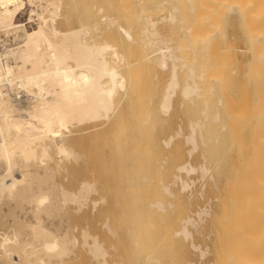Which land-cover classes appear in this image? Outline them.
Returning a JSON list of instances; mask_svg holds the SVG:
<instances>
[{
    "label": "bare ground",
    "instance_id": "1",
    "mask_svg": "<svg viewBox=\"0 0 264 264\" xmlns=\"http://www.w3.org/2000/svg\"><path fill=\"white\" fill-rule=\"evenodd\" d=\"M77 4L86 16L74 9ZM72 8L74 19L87 18L73 24ZM26 9L28 25L37 24L30 29L19 21ZM232 24L247 43L248 62L238 59L227 35ZM0 31L12 33L17 45L0 52V263L67 264L87 255L102 264L108 250L100 227L112 237L125 228L131 238L123 229L121 235L134 245H144V232L150 231L157 249L179 235L189 241L188 225L195 220L191 212L182 214L189 183L181 173L198 169L207 176L215 168L225 175L212 250L217 264H264V0H0ZM165 69L169 80L159 92ZM178 91L196 105L195 120L191 113L187 117L189 104L184 112L191 122L190 153L200 148L206 158L198 168L184 160L177 142L170 148L175 135L154 134ZM159 111L165 114L157 119ZM149 165L158 179L173 177L157 185L165 197L175 195L173 184L184 190L178 205L165 203L163 195L148 200L152 211L175 216L157 230L161 243L151 217L141 227L133 218L149 198ZM184 246L177 248L181 254ZM133 247L145 258V245Z\"/></svg>",
    "mask_w": 264,
    "mask_h": 264
},
{
    "label": "rangeland",
    "instance_id": "2",
    "mask_svg": "<svg viewBox=\"0 0 264 264\" xmlns=\"http://www.w3.org/2000/svg\"><path fill=\"white\" fill-rule=\"evenodd\" d=\"M92 1H94V0H91V2ZM104 2V1H103ZM93 4V3H92ZM92 4H90L89 6H93ZM104 6H106L107 4L106 3H104L103 4ZM81 6V5H80ZM88 6V7H89ZM74 7V6H73ZM77 7H78V10H77ZM106 7H109V5H107ZM76 8V10L77 11H81V12H79L80 14L82 13V12H84L83 10H80V9H84L83 7H79V4H77L76 5V7H74V9ZM28 9H29V7H28ZM28 9H26L21 15H20V18H19V21H20V23H26L27 24V27L30 29V28H32V27H34V26H37V24H36V22H34V23H31V25H28V24H30V23H28V17H29V10ZM91 10L93 9L92 7L90 8ZM91 10H90V12H91ZM71 11H73V8L71 9ZM70 11V12H71ZM77 11L76 12H71V14H72V16H71V18H77ZM26 12V13H25ZM95 12V11H94ZM73 13L76 15H73ZM78 13V14H79ZM27 14H28V16H27ZM83 14V13H82ZM85 14V13H84ZM82 15V16H86V15ZM92 14H94L93 13V11H92ZM91 14V15H92ZM115 14V13H114ZM81 16V15H80ZM82 16L81 17H79V15H78V20L77 19H74L75 20V23L73 22L74 20L72 19V22H73V24H75V25H78L79 23L78 22H80L81 21V19L82 20H85V18H87V17H83L82 18ZM98 16V14H96V17ZM89 17V16H88ZM93 19H94V17H92ZM76 20H77V23H76ZM33 25V26H32ZM227 29L228 30H226V32H227V35L229 36V37H232L233 39H234V41H235V44H236V46H237V48H238V59L240 60V61H243V62H248L250 59H251V54H250V52L248 51V46H247V43H246V41L244 40V37H242V34H241V32H240V30L238 29V27H237V25L236 24H232V25H229L228 27H227ZM109 31V30H108ZM229 31V32H228ZM110 32V31H109ZM222 32H223V34H224V27H223V30H222ZM233 32V33H232ZM106 33H108L107 31H106ZM105 33V34H106ZM229 33V34H228ZM224 36V35H223ZM222 36V37H223ZM234 36H235V38H234ZM223 42H224V37H223ZM242 40V41H241ZM244 40V41H243ZM8 41V42H7ZM5 44H4V43ZM244 43H246V44H244ZM14 45L15 46H17L16 45V42L14 41V38H13V34L11 33V34H9V35H7V34H5L3 31H0V52H3L4 50H5V47H14ZM168 69H165L164 71H165V73H164V71H163V77H161V78H159L160 80L159 81H161V83H162V85H160L159 84V81H158V83L155 81V83H157V84H159L160 86H158V87H161L162 86V89L160 88H158V87H156L157 86V84H156V90L157 91H163L164 90V88L163 87H165V85H166V83L165 82H167L168 80H169V74H170V70H168ZM165 75H167V78H166V76ZM162 76V75H161ZM165 76V77H164ZM184 76H180V79L182 78V80H184L185 78H183ZM163 78H166V79H164L165 81H162L163 80ZM181 80V81H182ZM183 82V81H182ZM155 83H153L154 85H155ZM164 83V84H163ZM153 88V87H152ZM152 90H154V88L152 89ZM156 90H154V92L156 91ZM156 91V92H157ZM153 91H152V98H153V101L155 100V103H156V101L158 100L157 98H156V94L155 95H153V93H154ZM159 92H158V94H159ZM153 96H155V99H154V97ZM158 96V95H157ZM175 96H178V98L177 97H175ZM174 97H175V100L177 101V104H176V106L175 107H178V108H175L174 110L172 109L173 107H174V105H175V103H176V101L175 102H173V105H172V107H171V109H170V111L168 112L169 113V115L167 116V113L165 114L164 112H160V113H158V115H156L157 116V119H158V116L159 115H161V116H163L164 117V114H165V119H162L161 121L164 123H162V122H159L160 121V119L161 118H163V117H159V120H157L158 122H159V128H157V121H156V124L154 123V131H155V129H156V133H154L155 135H156V137L158 136L159 137V139H163V138H168L169 136H170V134L171 135H175V139H173V141H172V143H174V144H171V146H170V148L173 146V145H175L176 144V142H177V144L181 147L182 146V150L184 151V153H186V154H184V160L186 159V160H188V161H190L194 166H197V168L200 166V165H202V163H206V158H205V156H203V155H201L202 153H201V149L199 148V149H197V151L195 150V151H193L194 152V154H193V152L192 153H190V149H191V145L192 144H190L188 141L186 142V138H187V135H189V133L191 132V127H189V125H190V119H188L189 117H190V113H191V116L192 117H194V120L197 118L196 116L197 115H195V114H197L196 113V105H195V103L193 104V103H191L190 101H189V103L187 102H185L184 100H183V96H181V94H180V92L178 91V93H176L175 95H174ZM173 97V98H174ZM157 99V100H156ZM182 101H184V103L182 102ZM188 101V100H187ZM152 102V101H151ZM158 103L159 102H157V105H158ZM154 104V103H153ZM181 104H182V106H181ZM185 104H189V106L188 105H185ZM151 105H152V103H151ZM157 105H153L154 107L155 106H157ZM185 105V106H184ZM152 106V107H153ZM184 106V107H183ZM186 106H188V108L189 107H191V108H189L188 110H185L186 108ZM190 109H192V111L190 110ZM171 110H173V111H171ZM184 110L185 111H188L187 113L189 114V115H187V119H186V112H184ZM195 110V113H193V111ZM191 111V112H190ZM158 112V111H157ZM156 112V113H157ZM171 112V113H170ZM174 112H175V114H174ZM192 113H193V115H192ZM163 114V115H162ZM171 115H173V117H171ZM185 119H184V118ZM191 117V119L193 120V118ZM171 120V121H170ZM185 120V121H184ZM189 120V121H188ZM168 121L170 122V123H168ZM186 121H188V122H186ZM190 122V123H189ZM160 123L162 124V125H164L163 126V128H164V130L161 128V125H160ZM187 123V124H186ZM157 125V126H156ZM166 125V126H165ZM168 125L170 126V127H168ZM153 126V125H152ZM156 126V127H155ZM165 127L167 128L168 127V129H169V131L171 130V132H168V131H165ZM171 128V129H170ZM167 129V130H168ZM161 130V131H160ZM163 131V133L161 134L160 132H162ZM164 131H165V133H164ZM158 132H159V134H158ZM168 132V133H167ZM158 134V135H157ZM177 134L179 135V137L177 136ZM160 135V136H159ZM186 136V137H185ZM181 139V140H179V139ZM182 144H181V143ZM186 143V144H185ZM181 144V145H180ZM170 148H167L168 150L170 149ZM170 154H171V152H169ZM198 153V154H197ZM169 154V155H170ZM172 155V154H171ZM189 155H191V156H189ZM197 157V158H196ZM205 160V161H204ZM162 162V163H161ZM160 164L165 168V167H167L168 165H167V162H163V161H160ZM150 166V165H149ZM150 167H152V166H150ZM150 167H147V169H149ZM210 167V166H209ZM153 169H149V170H147V171H150L151 170V172H147V175H149V174H152V175H150V176H148V177H151L152 176V180H148V177H146V181L144 180V182L145 183H147V181H149L150 183H151V187L153 188H151L150 187V184H149V182H148V184H149V187L148 186H146L145 185V183L143 182V184L145 185V190H144V194H145V192H146V194H145V197L147 198V197H149V198H145L146 200H144V206H142V205H140V208H137V212L139 213V212H141L140 214L141 215H134V214H132L131 215V217L133 216V218H135V216H136V218L138 217V219H140V221H139V223H141V224H138V225H140L139 227H141V226H143V224H144V222L143 221H147L148 220V217H151L150 219H151V221L152 222H154L155 224L153 225V226H155V229H156V231L159 229V227H162V224H163V226L164 225H167V224H169L170 223V221H172V220H174V217H170L171 216V214L172 213H169V212H167L168 214H164L165 216H166V218H167V221H166V219H163V216L164 215H162L161 214V212L159 211L158 212V209H153V211L151 210V208H154L153 206L151 207V205L150 206H148V200H153V198H152V196L154 197V200L153 201H155V200H160V199H162L163 200V196L165 195V191H164V193H163V189H161L162 187L160 186V189H161V191H160V189H158L159 188V186L157 187V185H161V184H163V185H167L168 183H170L171 181H172V179H173V177L172 178H170V177H168L167 179L165 178V180H171L170 182L169 181H165L164 179H158V175L156 174V173H154V172H156V170L157 169H154V168H156L154 165H153V167H152ZM211 168V167H210ZM213 169V170H212ZM212 169H210V171H208L206 174H207V176L204 174H201L202 172L200 171V170H195V171H192L191 173H189V174H187L186 172H183V173H181L182 175H183V178L186 180V181H188V183H189V188H187L185 191H186V193L184 194V190H182L181 189V185L179 186V184H173V185H171V189H172V191L175 193V195L172 197L171 195H169V194H167L168 196H170V197H168V196H166V197H168V198H166L165 196V199H167L166 201L164 200V202L165 203H170V202H172V203H176L177 205H178V199L180 200L182 197H184L182 194H184L185 195V197H184V199L182 200V202H181V205H182V214L184 213V216L185 217H188V216H190L189 214H190V212H191V215H192V218L194 217V220L196 221L197 219V222H195L194 221V224H189L188 225V228H189V230H190V232H191V235L192 236H189V237H191V240L189 239V241H187V240H185V239H187V238H185L183 235L181 236V235H179V237L178 238H185L184 240L183 239H181V241H180V239L179 240H173V239H175V238H177V237H175V238H173V239H170V241H169V243L167 242V244H165V243H161V242H159L158 240V237H159V231H157L156 233L153 231V229L152 228H150L149 230H152L153 231V234H156L157 235V238H156V240L159 242V243H161L160 245H159V243L157 242V244L159 245V246H161V247H163V245L165 246V247H163V248H160L159 246H158V249H157V247H156V243H154V241H155V237L153 236V234H151V236H153V240H152V237H149L150 235V231H149V233L148 234H146L145 232H144V234L148 237H144V241H143V243L142 244H144L145 245V248L143 247L144 245H141V242H142V240L140 241V242H137L136 243V245H134L135 243V241H134V239L133 240H131L130 239V241L132 242V241H134V242H132V244L130 243V242H128V244H127V240H129V238H131L130 236H128V233H127V231H126V229L124 228H121V229H123L124 231H126V234H124V235H127V236H125V238L127 239V237H129L127 240L124 238V236L123 235H121V234H123L124 233V231L123 230H121V229H119L118 230V233L120 234L119 235V237L117 236V237H112L111 235H109V232L107 231V229H105V228H103V227H100V229H99V234H100V240L101 241H103V243H104V246L106 247V249L108 250V255L106 256V260L102 263V264H114V263H118V264H175V262H174V258H175V261H176V264L178 263V264H217V262H216V255H215V248H216V246H217V244H215L216 243V232H217V227H218V223H217V219H218V216L220 215V212H221V202L224 200V198H225V196H224V194H225V192H224V187H225V175H220V173H219V170H217L216 171V169L215 168H212ZM154 172H153V171ZM211 170H212V172H211ZM196 171H198V172H196ZM177 172V171H176ZM196 172V173H195ZM215 172V173H214ZM153 174H156V175H154L153 176ZM216 176H215V175ZM211 175H212V177L214 176V179L211 177ZM198 176V177H197ZM206 176V177H205ZM203 177V178H202ZM205 177V178H204ZM215 177H216V179H215ZM201 178V179H200ZM151 179V178H150ZM158 180V182H157V180ZM189 179L191 180V182L189 181ZM204 179H206V180H204ZM210 179V180H209ZM213 179V180H212ZM163 180V181H162ZM160 181V182H159ZM165 181V182H164ZM219 181V182H218ZM157 182V183H156ZM162 182V183H161ZM153 183V184H152ZM167 183V184H166ZM208 183H209V185H208ZM224 183V184H223ZM147 184V185H148ZM191 184V185H190ZM174 185H175V187H174ZM178 185V186H177ZM177 186V187H176ZM205 187V188H204ZM147 188H150L151 190H149V189H147ZM174 188H176V189H174ZM218 188V189H217ZM157 190H159L158 191V195H156L157 194V191L155 192V191ZM181 190L183 191V192H181ZM148 191V192H147ZM181 193H180V192ZM151 192V193H150ZM154 192H155V194H154ZM160 193V194H159ZM180 193V194H179ZM181 196L182 195V197H180L179 195ZM191 194H192V196H191ZM154 195H156L157 196V198H156V196H154ZM161 195H163V196H161ZM159 196V197H158ZM160 196H161V198H160ZM175 196H176V198H175ZM177 196H179V197H177ZM209 197V198H208ZM151 198V199H150ZM156 198V199H155ZM173 198H174V200H173ZM178 198V199H177ZM169 199V200H168ZM170 199H171V201H170ZM177 200V202H176V200ZM187 199V200H186ZM209 199V200H208ZM185 200V201H184ZM189 200V201H188ZM211 200V201H210ZM152 201V202H153ZM187 201V202H186ZM147 202V204H145ZM186 202V203H185ZM151 203V202H150ZM184 203V204H183ZM193 204V206H188V205H192ZM177 205H175L174 207H170V208H172V210H174L173 212H174V214L173 215H176V209H177ZM186 205V206H185ZM186 208H184V207ZM143 207H144V209H143ZM187 207H188V211H186L185 212V210H187ZM190 207H192V208H190ZM147 208V209H146ZM157 208V207H156ZM173 208H175V209H173ZM190 208V209H189ZM204 208V209H203ZM219 208H220V210H219ZM149 209V210H148ZM142 210V211H141ZM144 210V211H143ZM169 210H171V209H169ZM172 210H171V212H172ZM146 211V212H145ZM198 211H200V212H203L202 214H201V216H199L198 215ZM207 211H209V212H207ZM144 212V213H143ZM148 212V213H147ZM153 212H156L155 214L153 213ZM142 213H143V216H142ZM147 213V214H146ZM154 214L153 216H155V217H153L152 216V214ZM189 213V214H188ZM215 213V214H214ZM148 214H150V215H148ZM169 214H170V216H169ZM209 214V215H208ZM107 215H109L108 213L107 214H104V216H107ZM110 215H112V213H110ZM160 216V215H162V216H160L162 219H163V221L161 222L160 220V217H157V216ZM172 215V216H173ZM188 215V216H187ZM217 215V216H216ZM103 216V217H104ZM139 216H141V217H139ZM164 216V217H165ZM183 216V215H182ZM183 216V217H184ZM142 217L144 218V219H142ZM170 217V218H169ZM191 217V216H190ZM196 217V218H195ZM146 218V219H145ZM152 218H153V220H152ZM211 218H212V220H211ZM168 219H170V220H168ZM172 219V220H171ZM210 219V220H209ZM143 220V221H142ZM164 220H165V222H164ZM201 220L203 221V222H201ZM158 221V222H157ZM199 221V222H198ZM162 223V224H161ZM158 224H160V225H158ZM179 227H181V224H180V222H177L176 223ZM175 224V226L177 227V225ZM180 224V225H179ZM212 224H213V226H212ZM217 224V225H216ZM206 225V226H205ZM152 226V227H153ZM157 226V227H156ZM214 226H215V228H214ZM179 227H177V228H179ZM154 229V230H155ZM106 230V231H105ZM160 230V229H159ZM215 230V231H214ZM120 231H123V233H121ZM148 231V230H147ZM108 232V233H107ZM158 233V234H157ZM144 234H143V236H144ZM129 235H131V234H129ZM123 236V239L124 240H122V239H119V238H121V237ZM181 236V237H180ZM177 238V239H178ZM111 239V240H110ZM153 241V244H151V240ZM196 239V240H195ZM120 240V241H119ZM172 240L174 241V242H172ZM149 241H151V242H149ZM180 241V242H179ZM182 241H184L185 242V250H186V246L189 248V250H188V248H187V251H185V250H183L184 248H182V253L183 254H181V252H180V250L181 249H179V251H178V247L179 248H181V247H183V245H184V242H183V244H182ZM186 241H187V243H186ZM146 244H145V243ZM188 242H190V244L193 242V243H195V245H197V244H199L198 245V247H200V248H192L191 247V245H189V243ZM131 245H133V246H136L137 248H140V247H142V249L144 248L146 251H143V252H145V253H143L142 252V254H146V256L148 255L147 253V251H149V253L151 252H154L155 253V251H157L158 252V250H161V249H163V250H161L160 251V253H161V255L159 254V252H158V255L157 254H155V256L157 255L158 256V259H159V261L162 259V261L163 262H159V261H155L154 262V259H157L155 256H154V253H152L153 255H151V257H150V254H149V256L146 258V256H145V258L144 257H142V256H139L138 257V255L141 253V248L139 249L140 250V253H139V250H138V253L136 252L137 250L136 249H134V247L133 246H130V244ZM134 243V244H133ZM139 243V244H138ZM175 243V244H174ZM180 243V244H179ZM140 245V247L138 246V245ZM149 244H151V246L149 245ZM172 244H174V246L172 245ZM177 244V245H176ZM212 244V245H211ZM215 244V248H214V245ZM116 245V246H115ZM152 245H153V247L155 246V250H154V248H152ZM169 245V246H168ZM179 245V246H178ZM180 245H182V246H180ZM118 246V247H117ZM147 246H148V248H147ZM172 246V247H171ZM176 246V247H175ZM190 246V247H189ZM213 246V247H212ZM133 249H132V248ZM150 247H151V249H152V251H151V249H150ZM167 247V248H166ZM170 247V248H169ZM175 247V249L172 251V250H170V249H172V248H174ZM110 248V249H109ZM213 248H214V252L212 251L213 250ZM133 250V252H132V250ZM169 249V250H168ZM177 249V250H176ZM196 249V250H195ZM122 250V251H121ZM136 250V251H135ZM154 250V251H153ZM205 251L206 253H204V255L203 254H200V253H203V251ZM165 251V252H164ZM166 251H168V252H172V253H177L176 255H178V254H180V256H181V258L180 259H176V256H173L172 257V253H170V257L171 258H173V259H171V258H169V255H167L166 256V254L168 253V252H166ZM176 251V252H175ZM200 251H202V252H200ZM129 252V253H128ZM134 252H136L137 253V255L135 256V254H133ZM147 252V253H146ZM156 252V253H157ZM164 252V253H163ZM185 252L187 253L186 255H185V257H184V254H185ZM189 252H191L190 254H189ZM130 253H132L133 255H132V257H131V255H128V254H130ZM163 254H165V256H163ZM169 254V253H168ZM174 255V254H173ZM183 255V256H182ZM191 255V256H190ZM203 255V256H202ZM215 255V256H214ZM153 256V257H152ZM159 256H160V258H159ZM162 256V257H161ZM87 255H84V256H82V259L80 258H78V259H76V260H74V261H72V262H68L67 264H94V262H92L91 260H90V258H88L87 259ZM135 257V258H134ZM136 257H138V258H136ZM155 257V258H154ZM150 258H152L153 259V261H149V259ZM183 258V259H182ZM187 258V259H186ZM135 259V260H134ZM147 259V260H146ZM157 259V260H158ZM165 259H166V261H165ZM169 259H170V261H169ZM184 259H186L185 261H184ZM172 260H173V262H172ZM179 260H181V261H179ZM74 262V263H73ZM157 262H159V263H157ZM182 262V263H181ZM211 262V263H210ZM0 264H2V263H0Z\"/></svg>",
    "mask_w": 264,
    "mask_h": 264
}]
</instances>
